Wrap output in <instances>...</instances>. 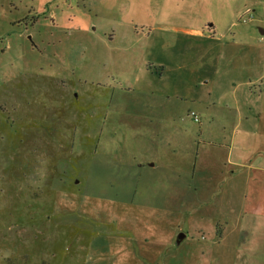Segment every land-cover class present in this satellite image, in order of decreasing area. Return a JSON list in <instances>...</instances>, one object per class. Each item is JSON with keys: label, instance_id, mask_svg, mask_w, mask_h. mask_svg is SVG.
Listing matches in <instances>:
<instances>
[{"label": "rangeland", "instance_id": "1", "mask_svg": "<svg viewBox=\"0 0 264 264\" xmlns=\"http://www.w3.org/2000/svg\"><path fill=\"white\" fill-rule=\"evenodd\" d=\"M248 8L255 19L243 22ZM263 26L264 0H0V264H118L119 241L125 264H264V218L245 181L218 163L198 189L129 171L159 157L160 142L182 145L165 158L190 159L198 123L175 111L172 130L150 138L164 118L148 101L209 98L214 46L225 44L217 63L238 64L251 46L264 57ZM179 228L185 240L166 244Z\"/></svg>", "mask_w": 264, "mask_h": 264}, {"label": "crops", "instance_id": "2", "mask_svg": "<svg viewBox=\"0 0 264 264\" xmlns=\"http://www.w3.org/2000/svg\"><path fill=\"white\" fill-rule=\"evenodd\" d=\"M208 26L213 28V25ZM187 32L199 38L210 37L198 28L189 29ZM218 40L220 39L218 38ZM224 45V43L223 45L219 44L221 46L219 51L214 46L213 61L206 68V72L203 71L202 84L207 87H200V83L195 84L203 91L206 89L210 94L209 98L194 97L192 106L189 107L186 106L187 101L175 97H165L161 102L152 99L146 105L150 112L157 114L154 116L164 118L161 121L164 126L160 127L159 131L155 126H151L153 127L151 128L153 134L150 138H158L155 134L172 130L175 123L174 117L177 115H175V111L183 112L181 114L183 121L188 119L198 123L196 129L192 127V130L189 131L190 137L192 136L190 141L193 147L192 153L190 152V159L187 160L184 157V160L182 158H180L181 160L165 158L164 153L166 150L170 152V156L179 155L177 152L180 148L182 149V145L177 141H168L166 145H161L160 142L156 144L159 146L156 148L161 150L159 157L135 159L129 171L136 179L138 175H141L143 176L140 178L141 180L142 178L159 180L158 174H160L161 181L176 180L181 182L187 180L190 186L193 184L198 189L202 177L208 173L206 167L218 163L221 173L227 176V181H232L235 178L245 181L243 187L248 204L251 202V196H256V214L262 215L264 218V57L259 52L258 46H251L250 50L243 51L248 49L246 47L248 44H246L244 45L246 48H242V51H240V58H244L240 63L236 64L232 60L235 55H232L229 61L225 63H217V58L221 54ZM235 65L239 66L236 68L235 73L242 74L239 80L229 79ZM158 110H161V112L158 113ZM193 111L200 115L199 121L194 120L191 114ZM204 118L207 119L205 123ZM165 123L168 124L165 125ZM184 130L187 131V128ZM217 150L225 151V156L219 161L216 159ZM197 182L199 185L196 184ZM145 193L144 190L139 191V193L136 191L134 198L130 200L134 201L136 197L142 198L146 195ZM152 193V197H154L155 191ZM255 225L259 230H264V221ZM180 230L181 228L175 232L173 231V234L165 241L166 244L174 245L177 239V243L180 245L187 237L185 233H181L177 238L176 235ZM241 233L243 234L244 231ZM215 237L217 238H215V241L213 239L214 242H219L220 238H224L223 233L218 232ZM126 244L130 243L119 241L117 244L118 249L120 248V255L117 258L118 264H125L124 253L129 246ZM146 262H150V259H146ZM185 264L195 263L186 262Z\"/></svg>", "mask_w": 264, "mask_h": 264}, {"label": "clouds", "instance_id": "3", "mask_svg": "<svg viewBox=\"0 0 264 264\" xmlns=\"http://www.w3.org/2000/svg\"><path fill=\"white\" fill-rule=\"evenodd\" d=\"M42 165L45 164L46 162H41ZM36 173V178H34L31 182L33 187L39 189L44 187L47 175L44 167H39L35 170Z\"/></svg>", "mask_w": 264, "mask_h": 264}, {"label": "built area", "instance_id": "4", "mask_svg": "<svg viewBox=\"0 0 264 264\" xmlns=\"http://www.w3.org/2000/svg\"><path fill=\"white\" fill-rule=\"evenodd\" d=\"M240 19L243 21V22H248V21H251V20H254L255 19V13H254V10L253 9H250L248 8L244 14L240 17ZM194 120L196 121H199L200 120V117L199 115L196 113V112H191Z\"/></svg>", "mask_w": 264, "mask_h": 264}, {"label": "water", "instance_id": "5", "mask_svg": "<svg viewBox=\"0 0 264 264\" xmlns=\"http://www.w3.org/2000/svg\"><path fill=\"white\" fill-rule=\"evenodd\" d=\"M210 25H213V24H210ZM259 31L261 34H264V27H259Z\"/></svg>", "mask_w": 264, "mask_h": 264}]
</instances>
